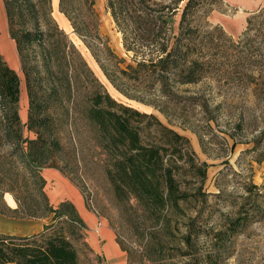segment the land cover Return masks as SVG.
<instances>
[{
	"label": "trees",
	"instance_id": "obj_1",
	"mask_svg": "<svg viewBox=\"0 0 264 264\" xmlns=\"http://www.w3.org/2000/svg\"><path fill=\"white\" fill-rule=\"evenodd\" d=\"M2 1L25 79L28 114L23 125L18 114L19 77L0 54V213L10 212L16 219H49V223L31 235L0 232V264H78L73 241L82 238L86 226L72 202L49 203L41 175L44 168L56 169L54 159L61 150L48 113L51 101L69 102L67 112L82 110L95 146L103 154V174L117 201L143 208L161 224L169 212H179L181 204L206 201L208 165L198 159L189 139L155 115L116 101L66 36L61 33L57 39L44 32L36 6L48 0ZM215 2L105 0L129 62L115 54L100 34L95 0H60V9L87 48L91 44L101 55L99 67L116 89L121 90V81L167 95L177 86L196 85L220 74L224 64L220 61L226 59L225 39L201 29L195 21ZM229 41L239 59L250 68L257 66L254 50L264 58V5L247 18L242 37L236 43ZM92 55L98 61L100 56ZM245 77L253 94L264 98V71L257 75L251 71ZM37 85L43 86L42 96L35 91ZM24 126L33 139L23 137ZM260 189L253 183L246 188L248 193L257 190L256 195ZM7 194L14 207L5 204ZM249 214L242 203L226 232L236 234L251 221ZM189 239L188 234V246Z\"/></svg>",
	"mask_w": 264,
	"mask_h": 264
},
{
	"label": "rangeland",
	"instance_id": "obj_2",
	"mask_svg": "<svg viewBox=\"0 0 264 264\" xmlns=\"http://www.w3.org/2000/svg\"><path fill=\"white\" fill-rule=\"evenodd\" d=\"M263 5L264 0H216L208 11L198 13L195 21L201 29L225 39L222 41L226 59L220 61L224 63L221 72L196 85L177 86L166 95L158 90H138L121 81L118 84L121 90L116 89L99 67L103 61L101 55L91 44L87 48L61 12L60 0L37 4L41 29L57 39L61 33L66 36L112 98L155 115L187 137L198 159L208 165L204 184L209 194L206 201L181 204L179 212H169L163 224L157 223L143 208L117 201L103 174V154L95 146L82 110L67 112L69 102L51 101L48 113L61 150L54 159L56 169L44 168L43 172L48 179L45 192L49 203L57 205L59 200H67L64 196L76 201L81 198L86 210L98 221H104L120 253L119 258L113 252L107 253L104 250L107 238L94 236L86 229L81 239L73 241L78 264H264V98L253 94V86L248 85L245 77L251 71L256 75L264 71L261 69L264 58L253 49L257 66L250 68L236 56L229 41L236 43L242 37L247 18ZM95 10L100 34L115 54L129 62L121 35L106 11L105 0H95ZM91 51L100 56L98 61ZM0 54L19 77L18 114L25 125L28 114L25 79L15 44L9 37L2 0ZM35 91L42 96L43 86L37 85ZM22 132L23 137L34 138L25 126ZM249 183L261 188L258 195L257 190L247 192ZM55 188L61 191L52 197L49 190ZM4 202L9 207L15 206L8 194ZM2 203L0 200V209ZM242 203L251 221L231 235L226 232V226ZM12 215L15 214L0 213V232L31 235L49 223V219L34 221ZM188 234L189 246L185 240Z\"/></svg>",
	"mask_w": 264,
	"mask_h": 264
},
{
	"label": "crops",
	"instance_id": "obj_3",
	"mask_svg": "<svg viewBox=\"0 0 264 264\" xmlns=\"http://www.w3.org/2000/svg\"><path fill=\"white\" fill-rule=\"evenodd\" d=\"M43 172H45L44 169L42 170V176L44 177L45 180L48 181L47 177H45V173L43 174ZM58 191L60 192L61 189L55 188L54 190H52V192H51V190H49V192L52 194L50 196L54 197ZM64 197H66L65 199L70 200L74 204L77 212L79 213L80 217L82 218V220L86 226V229H88V231L90 233L94 234V236H97V237L101 236V237L107 238V243H106L107 245L104 246V250L107 253L113 252V254L115 255L114 257L119 258L120 253L116 249V247H115L116 245L112 241L110 232H108L106 230V224L104 223V221H101V219H99V221H98V218L93 213L86 210L81 198L80 199L78 198L76 201L74 199H71L69 196H64ZM62 200H64V198L59 200V201H62Z\"/></svg>",
	"mask_w": 264,
	"mask_h": 264
}]
</instances>
